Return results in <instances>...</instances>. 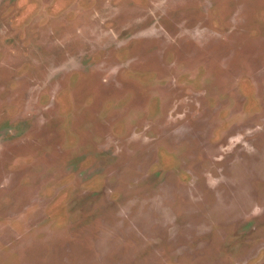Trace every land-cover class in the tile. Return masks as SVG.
Segmentation results:
<instances>
[{"label":"rangeland","instance_id":"obj_1","mask_svg":"<svg viewBox=\"0 0 264 264\" xmlns=\"http://www.w3.org/2000/svg\"><path fill=\"white\" fill-rule=\"evenodd\" d=\"M0 264H264V0H0Z\"/></svg>","mask_w":264,"mask_h":264}]
</instances>
